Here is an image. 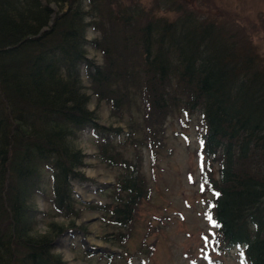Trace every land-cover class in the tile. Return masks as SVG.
<instances>
[{
	"label": "trees",
	"instance_id": "16d2710c",
	"mask_svg": "<svg viewBox=\"0 0 264 264\" xmlns=\"http://www.w3.org/2000/svg\"><path fill=\"white\" fill-rule=\"evenodd\" d=\"M143 14L111 0H0V264H65L52 243L65 228L37 234L33 199L48 172L54 210L77 216L72 183L85 180L78 142L86 128L100 138L102 161L123 169L112 205L98 210L125 247L150 189L102 136L89 89L120 117L141 94L150 119L180 97L202 107L203 150L220 165L217 183H208L220 242L241 249L247 264H264V61L235 31L194 12L142 22ZM88 29L99 37L88 39ZM112 36L122 48H112ZM88 46L102 49L105 65L88 57Z\"/></svg>",
	"mask_w": 264,
	"mask_h": 264
},
{
	"label": "rangeland",
	"instance_id": "374dc122",
	"mask_svg": "<svg viewBox=\"0 0 264 264\" xmlns=\"http://www.w3.org/2000/svg\"><path fill=\"white\" fill-rule=\"evenodd\" d=\"M111 1L123 7L142 8V22L146 18L175 20L184 12H194L235 31L238 43L260 54L264 61V0ZM52 7L57 10L55 5ZM99 34L92 29L87 32L90 40ZM112 38V48H122V43ZM87 50L90 59L105 65L107 57L101 48L88 46ZM129 52L131 55L132 48ZM121 53L119 61L115 56L113 65L122 61ZM135 57L138 60V51ZM83 81L89 87L85 76ZM87 93L88 106L97 115L95 123L107 129L102 136L108 137L113 152L122 154L128 163L140 169L150 196L139 207L125 247H119L114 243L118 230L98 207L112 205V186L123 169L102 161L100 138L94 130L84 129L78 145L85 158L78 172L85 180L72 183L77 216L66 218L54 210L48 172L43 174L40 192L33 199L37 234L51 236L59 225L65 228L54 236L53 253L65 264H247L241 249L228 248L220 242L213 219L212 200L216 192L208 183H217L220 165L218 157H210L203 150L206 124L202 107L189 109L185 98L180 97L162 117L150 119L148 114L152 112L143 99L146 96L141 94L131 99L120 117L107 100L98 101L90 89ZM118 127L121 133L116 132Z\"/></svg>",
	"mask_w": 264,
	"mask_h": 264
},
{
	"label": "snow or ice",
	"instance_id": "6c2138e0",
	"mask_svg": "<svg viewBox=\"0 0 264 264\" xmlns=\"http://www.w3.org/2000/svg\"><path fill=\"white\" fill-rule=\"evenodd\" d=\"M217 195H219V194L217 193ZM209 219H211V217H209ZM214 226H216V225H214ZM205 242L206 243L208 242V238L207 237H205Z\"/></svg>",
	"mask_w": 264,
	"mask_h": 264
}]
</instances>
